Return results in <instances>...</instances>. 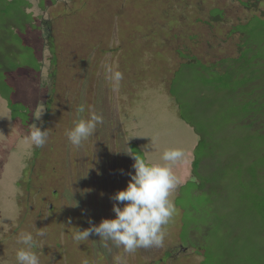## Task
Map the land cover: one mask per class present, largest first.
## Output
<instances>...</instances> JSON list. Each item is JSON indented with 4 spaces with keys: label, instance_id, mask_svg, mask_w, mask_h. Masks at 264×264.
I'll list each match as a JSON object with an SVG mask.
<instances>
[{
    "label": "rangeland",
    "instance_id": "obj_1",
    "mask_svg": "<svg viewBox=\"0 0 264 264\" xmlns=\"http://www.w3.org/2000/svg\"><path fill=\"white\" fill-rule=\"evenodd\" d=\"M30 1L34 27L27 25L21 36L33 48L41 67L28 75H21L15 67L3 77L7 85L0 81V264H17L16 253L24 247L18 240L24 232L45 233L35 237L37 246L32 249L40 264H83L90 258L93 263L102 258L116 264L117 256L130 259L122 245L117 247L97 234L82 242L73 236L77 229L114 218L111 197L126 188L134 174L133 153L149 163L165 164L164 151L174 148L184 152L181 160L171 164L182 181L169 196L176 211L163 226V246L141 248L143 258L159 264L164 252L172 250L177 255L174 264L184 263L186 256L190 258L185 264H228L227 254L235 252L241 261L245 255L246 264L264 262V235L250 222L249 204L243 205L254 194L248 187L249 176L211 181L228 170L247 173L248 163L242 166L221 156L217 165L200 170L204 176L199 179L208 181V189L196 192L191 181L198 134L181 115L196 128V121L203 119L207 106L197 99V69H180L172 81L174 92L169 93L171 70L192 62L193 57L210 67L217 63L216 69L223 71L222 60L237 56L236 44L243 37L237 27L242 24H249L247 31L241 28L246 35L250 26L253 31L250 56L260 55L264 29L255 28L264 23L253 15H264V0H45L44 6L41 0ZM146 11L149 13L144 15ZM7 51L0 54V62L4 60L8 68L32 62L27 52L21 55L13 47ZM106 66L123 73L118 87L108 78ZM166 69L170 72L165 73ZM20 104L28 108L26 114ZM81 105L85 111L77 113ZM93 113L102 115L103 123L79 147L73 146L66 132ZM217 113L222 112L217 108L212 114L206 111L205 116ZM215 121L217 129L221 120ZM37 126L49 131L42 147L30 140V132ZM223 133H213L220 145L238 137L235 132ZM240 145L229 149L242 151L245 147ZM207 150L217 149L209 145ZM224 185L230 203L222 201L218 209L208 205L217 196L214 189ZM206 210H213L218 222L223 217L220 222L224 224L205 227ZM184 214L187 224L182 236L189 235L193 246L186 243L183 247L177 234ZM237 226L242 236H235ZM201 242L205 256L198 245ZM166 258L167 253L161 259Z\"/></svg>",
    "mask_w": 264,
    "mask_h": 264
},
{
    "label": "trees",
    "instance_id": "obj_2",
    "mask_svg": "<svg viewBox=\"0 0 264 264\" xmlns=\"http://www.w3.org/2000/svg\"><path fill=\"white\" fill-rule=\"evenodd\" d=\"M52 1L54 2L55 0ZM44 4L45 0H41L40 5L44 6ZM163 5H165V2L163 3ZM253 6L257 7V4H254ZM31 7L32 2L30 0H0V54H3V52H8V47H13L14 52L21 55L23 53L26 54L27 52L26 55H30L32 60L31 63L20 62L19 64H15L14 66H10L9 68L6 66V62L2 60L0 62V65L3 70L0 68V81L4 85H7V83L3 79V77L5 76L6 78V73H8V70L10 69L12 70L15 67H18V69H20L21 75H28V72L30 70H39V68L41 67V62L35 55L33 48L25 44L21 36L22 33L26 32L28 27L27 25L30 24L32 27H34L35 17L32 11H28V9ZM248 7L250 8V6ZM214 10L219 11V9L217 8ZM147 13H149V11H146L144 15ZM253 16H256L257 22L264 23V20L261 19V17H264V15L257 16L254 14ZM246 25L249 26L248 22L237 27V30H239L243 36L242 43L236 44L237 56L222 60V62L225 64L223 71L216 69L217 63L210 67L198 60L197 57H193L191 58L193 59L192 62L180 64L179 69H176L175 72L174 68L172 70L169 68L172 71L171 73H173V78L171 80V84L169 85V93L173 94L174 92L172 81L176 77L180 69L192 68L193 71L197 69V73L200 74V76L197 78V85L200 91L197 94V99L200 103L207 106L206 109H204L205 111L202 112L203 119L201 121L200 119L196 121V124L199 125V127L196 128L193 123H191L189 120H187L186 117L181 115L182 119L188 124H191V126L198 134V142L196 144V147L194 148L193 160L191 162V172L193 173V177H195V179H192L191 181H193V185L196 188L195 191L200 192L210 187L208 181H201L199 179L201 175H203L200 170L205 171V169H207L209 166L217 165L221 160V156H224L226 161L237 160L242 166L243 164L248 163L249 168H246L247 173H238V171L234 172L233 170H228V172H223L221 174V177H219L218 174L215 178L211 179V181H215L218 179L219 181L217 182H220L221 178H225L228 181L229 179L240 180L249 176L250 182L248 184V187L251 188L254 194H251V196H247L246 199H248L249 202L244 200L243 205L247 206L249 204V210H252L250 222L252 223V225H255V227L258 226L259 233L264 235V50L262 53H260V55L255 54L254 56H250V52L248 51L252 48L250 35L253 31L251 32L250 26L249 34L246 35L245 33H243L241 28H243L244 31H247ZM260 25L261 24L256 26V31L264 29V25ZM233 30L235 32V29ZM50 42L52 45L51 49L54 53V42L51 38ZM243 44L246 46V48H248V50L246 49L247 51L245 52L241 47ZM148 54L150 53L148 52ZM55 58L54 61L56 60ZM18 59H20V56ZM152 61L155 63V60L152 59ZM170 70L168 71V69H166L165 73L170 72ZM164 77L165 75H163V78ZM11 89L13 91V86H11ZM188 93L189 90L186 91V94ZM0 94L3 95L1 89ZM9 103L17 104L13 103L12 101H10ZM20 106L22 109V113L26 114L28 108H26L25 105L22 106L20 104ZM217 108L218 112H222L221 114H214L213 117L205 116L206 111H210L212 114L214 113V111H217ZM14 115V118L17 117L15 113ZM222 115L225 116L223 120L221 117ZM216 119L221 120L217 129L214 126L215 123L218 122L215 121ZM210 129L213 130L212 133L210 132ZM214 132H224L223 134L225 135L227 133L228 136L235 132L236 136L238 137L232 142L230 141L229 144L224 143L223 141L222 145H220L217 143L215 136H213ZM211 139H213V142L216 143L215 146H212L213 142L211 144H208ZM238 143L242 144L240 146L245 147L244 149H242V151L236 152V150L229 149V146L238 145ZM209 145L217 150H207V146ZM207 186L209 187L207 188ZM224 189H226L225 185L220 188L214 189L217 196H215L212 201H209L208 205H213L216 209H218V206L222 201L230 203L229 199H227V197L229 196L223 193ZM243 199H245L244 196ZM181 204L182 202L180 201L179 207H182ZM199 210L201 212L204 211L203 208H199ZM203 213V216L206 217L207 222L205 227L207 225L213 226V223H218L221 225L224 224L223 222H220L223 217L221 218V220L219 219V222L218 220L214 219L213 210L208 212L206 210V212ZM180 219L181 220L179 221L177 234L181 239V245L185 247L186 245L184 246L183 244L187 243L193 246L190 241L189 235L185 234L182 236L183 226L187 224V220H185V214L182 215V218L180 217ZM233 225L234 227L236 226V224ZM192 227H196V224H193ZM236 229L235 236L237 237L238 234H240L239 236H242V230L239 229L238 226ZM198 245H200V248L204 250L203 256H205L207 252L205 250V246L202 245V242ZM198 245L196 244V247ZM232 248L234 247L232 246ZM76 250L77 249H75V251ZM166 253V260L161 259ZM128 255H131L130 259H122L124 261L123 264H150L147 260V257L143 258L141 248L136 249V251L133 253H128ZM227 255H229L226 257V260H228V264H246L247 262L244 259V254L241 255L243 261L239 260L240 256L235 252L229 253ZM176 256V253H174L172 250L168 252L165 251L164 254L157 260V262H159V264H165L167 262L169 263L170 261L174 264L173 259H175ZM178 257L182 258L183 256ZM262 257L264 258V254L262 255ZM187 258L190 257L186 256L182 258L185 261L182 264H185L189 260ZM101 259H98L97 262L93 263L92 259L90 258V260L87 262L88 264H106L107 262H109L107 260V262L105 263ZM154 262L152 264H154ZM189 264H193L192 261H190ZM203 264L206 263L203 261ZM257 264H264V262H260Z\"/></svg>",
    "mask_w": 264,
    "mask_h": 264
},
{
    "label": "clouds",
    "instance_id": "obj_3",
    "mask_svg": "<svg viewBox=\"0 0 264 264\" xmlns=\"http://www.w3.org/2000/svg\"><path fill=\"white\" fill-rule=\"evenodd\" d=\"M106 71L110 73L108 78L118 87L123 80V73L119 70L113 71L107 66ZM84 111L83 105L77 109V113ZM102 123L103 116L95 113L87 119H79L74 127L66 132L68 140L73 146L79 147L94 133L97 125ZM48 137L49 131L41 126L30 132V140L35 147L44 146ZM183 156L184 152L179 148L168 149L162 157L168 163L152 164L147 162L146 158L132 154L134 174H131L126 188L111 197L115 201L114 218L102 219L98 226L77 229L73 239L82 242L90 235L97 234L104 241L114 242L117 247L122 245L126 253H133L138 248L163 246L166 235L163 226L169 223L176 211L169 196L182 183L173 173L171 164L181 160ZM44 235V232H37L35 236L31 232L20 234L18 243L24 247L16 253L17 264H40L39 257L32 249L37 246L35 237ZM104 246L107 247V244ZM115 260L116 264H123L122 257L117 256ZM83 264H88L87 260Z\"/></svg>",
    "mask_w": 264,
    "mask_h": 264
}]
</instances>
